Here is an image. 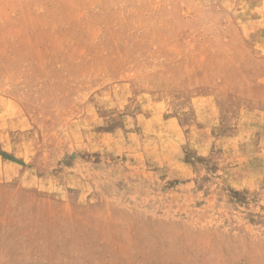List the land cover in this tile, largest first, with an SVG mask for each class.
I'll return each mask as SVG.
<instances>
[{"label":"rangeland","instance_id":"1","mask_svg":"<svg viewBox=\"0 0 264 264\" xmlns=\"http://www.w3.org/2000/svg\"><path fill=\"white\" fill-rule=\"evenodd\" d=\"M0 264H264V0H0Z\"/></svg>","mask_w":264,"mask_h":264}]
</instances>
